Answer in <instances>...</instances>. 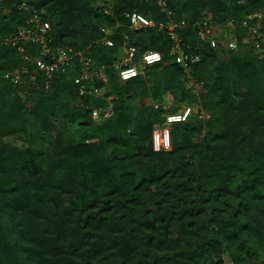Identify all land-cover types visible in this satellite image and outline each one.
<instances>
[{
  "label": "trees",
  "instance_id": "obj_1",
  "mask_svg": "<svg viewBox=\"0 0 264 264\" xmlns=\"http://www.w3.org/2000/svg\"><path fill=\"white\" fill-rule=\"evenodd\" d=\"M163 1L166 11L158 0H0V264H264V23L262 57L242 25L264 0ZM206 11L237 23V49L199 39ZM128 12L155 26L132 29ZM35 13L53 50H82L106 68L104 97L81 99L72 66L36 73L42 48L7 42L34 28ZM182 20V49L200 56L191 77L159 29ZM103 28L115 47L96 43ZM125 36L136 59L158 51L164 61L122 81ZM22 68V82L5 78ZM196 99L210 117L174 123L172 149L154 151L156 125ZM110 105L96 122L92 111ZM16 136L27 147L3 140Z\"/></svg>",
  "mask_w": 264,
  "mask_h": 264
},
{
  "label": "built area",
  "instance_id": "obj_2",
  "mask_svg": "<svg viewBox=\"0 0 264 264\" xmlns=\"http://www.w3.org/2000/svg\"><path fill=\"white\" fill-rule=\"evenodd\" d=\"M158 3L164 11H166V2L158 0ZM170 14V12H169ZM126 18L131 23L132 29H139L142 27H153L155 23L153 20L139 14V13H125ZM250 20H254V24L247 21H243V27H248L247 37L248 40L255 44L256 54L262 57L260 52L263 49L260 46L258 27L261 23H264V11L255 12L249 16ZM29 23L34 24L33 29H20L18 34L7 40L8 43L13 46H18L22 42L32 43L40 46V50L35 60L36 67L35 72H45L46 76L52 77L53 74L60 70L66 71L67 67H73L77 70L75 78V84L77 85L78 95L81 99L89 96L96 98L104 97L106 92V83L108 81L107 70L105 67L95 68L93 59L86 55L82 50H75L71 47L59 48L53 50L50 47V40L47 36L49 30V24L43 21L37 13L31 18ZM187 27V22L182 20L180 22L172 21L169 24H160L159 29H167L169 37L173 42L170 56L174 57L179 65H181L188 77H191L194 71V64L200 61L199 55H190L182 49V40L179 36V30ZM193 28L197 32V36L201 41L209 44L212 49H218L219 46H223L228 50H235L238 47L237 42V23L234 20H229L226 23L219 22L215 16L206 11L205 17L202 22L195 23ZM105 37L96 41L97 44H104L110 47H115V42L111 38L114 33L112 28H103ZM126 41L122 47V52L119 61L115 64V68L122 81H129L140 75H143L147 67L164 61V56L158 51H146L139 59H136L137 50L136 47L130 45L128 36H125ZM20 51H23L22 45L19 47ZM45 57H50L51 62L44 60ZM27 59V58H26ZM28 68H22L10 72L5 75V78L12 80L15 83H20L24 80V75L29 73ZM36 75V74H35ZM31 75L29 82L35 83L36 76ZM202 87V84H197L195 80L188 82L187 88L198 92ZM82 101V100H80ZM198 102V100H197ZM159 105H155L157 108ZM171 106L170 101H166L163 105L165 109H169ZM112 106L105 108L94 109L92 111V117L96 122H100L112 116ZM192 116H198L200 119L209 118L210 115L206 113L202 106L198 103L191 105H184L178 112L167 113L165 121L155 127L152 135V144L154 151H168L172 149V139L170 128L174 123L189 121ZM214 264V263H213Z\"/></svg>",
  "mask_w": 264,
  "mask_h": 264
},
{
  "label": "rangeland",
  "instance_id": "obj_3",
  "mask_svg": "<svg viewBox=\"0 0 264 264\" xmlns=\"http://www.w3.org/2000/svg\"><path fill=\"white\" fill-rule=\"evenodd\" d=\"M25 93H23L24 95ZM25 96V95H24ZM167 101H170L169 97H167ZM144 103H149V100L145 99L143 100ZM196 103L197 102V99L195 100ZM194 102V103H195ZM29 105H31V103H29ZM184 105L181 106V108H183ZM158 125H156L157 127ZM5 143H9L11 145H14V146H19L21 148H25L27 147V143L25 142V139L22 137V136H16V137H6L3 139ZM226 264H233L231 261H228L226 262Z\"/></svg>",
  "mask_w": 264,
  "mask_h": 264
}]
</instances>
